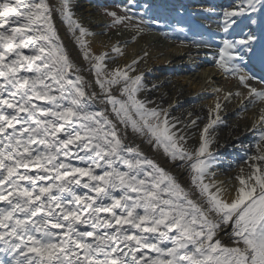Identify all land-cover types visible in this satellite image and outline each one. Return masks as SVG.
Returning a JSON list of instances; mask_svg holds the SVG:
<instances>
[{
    "label": "snow or ice",
    "instance_id": "6c2138e0",
    "mask_svg": "<svg viewBox=\"0 0 264 264\" xmlns=\"http://www.w3.org/2000/svg\"><path fill=\"white\" fill-rule=\"evenodd\" d=\"M57 14L95 71L102 96L87 91L91 82L79 75L82 69L59 36ZM107 14L113 26L137 19L131 7L122 16ZM74 17L71 0H0V202L7 204L0 208V264H264V131L248 171L241 167L232 178L237 184L229 187L211 171L220 160L211 149L214 125L226 124L220 93L224 102L245 96L253 107L264 102V0H242L223 12L225 33L242 20L259 27L222 41L217 67L239 87L214 89L198 147L188 144L184 129L199 127L200 117L181 121L170 116L171 105L149 108L153 101L137 98L147 86L142 73H129L142 57L102 71L106 58H114L91 52L83 37L93 34ZM148 23L139 19L132 27L139 35ZM112 51L124 55L119 42ZM256 63L260 75L250 66ZM114 86L126 98L115 95ZM98 96L117 121L107 106L90 111ZM179 123L184 128L177 129ZM256 123L264 129V107ZM129 128L153 152L187 170L190 184L130 143ZM73 156L84 166L74 165Z\"/></svg>",
    "mask_w": 264,
    "mask_h": 264
},
{
    "label": "bare ground",
    "instance_id": "6f19581e",
    "mask_svg": "<svg viewBox=\"0 0 264 264\" xmlns=\"http://www.w3.org/2000/svg\"><path fill=\"white\" fill-rule=\"evenodd\" d=\"M109 1L71 0L72 11L75 13L74 18L93 34L83 37L87 47L96 55L107 52L110 57L114 58L113 60L106 58L104 63L107 65V68L102 69L104 72H108L115 67L131 64L132 60L142 57V59H139V63L134 66L136 70L129 73L130 76L142 73V83L147 86L146 90L137 93V98L153 101L154 103L147 105L149 108L158 106L163 109H169L171 105L170 116L178 117L181 121L186 122L200 117L197 122L199 127L189 126L184 129L190 137L188 144L198 147L200 144V129L203 128L205 123L209 122V109L214 107V102L216 101L214 89L222 88L225 92L235 91L239 87L237 81L232 78H226L218 69L205 62L204 60L208 61L209 59L204 52L197 50L198 48L184 46L176 42L173 37L169 36L166 29L160 23L152 24L153 31L156 32L155 34L143 32L137 35V32L133 30L129 32H109L107 27L109 24L104 22V15L98 9L99 4H105ZM201 1L204 0H160L159 2L157 0H148V3L150 2L151 5L156 6L153 14L155 15V19H159L158 22H160V19L168 15L163 9L168 10V7H174L175 5L188 10V12H198L200 14L201 7L195 5ZM50 2L55 3L56 0H50ZM241 2L242 0H238L234 3L233 7L239 5ZM204 9L209 12H215L214 8L204 7ZM54 20L59 36L70 52L71 58L82 69L79 75H82L87 81L91 82L92 86L87 91H95L102 96L103 94L99 85L95 83L96 73L94 70H89L91 66L84 59L80 45L70 33L67 24L61 19L59 14L54 17ZM134 36H136V40L132 42ZM117 42H119L120 47L124 51V55L122 56L112 51L113 46ZM125 42H127L126 47ZM145 52L148 53L147 56L144 55ZM24 53L26 55L30 54V49H24ZM210 63L212 64V62ZM28 75H31V73ZM0 82H2V79H0ZM117 87H113V93L120 97ZM243 91L246 92L247 90ZM220 96L221 102L225 103V108L222 110L221 115L226 124L218 123L214 125L217 143H213L211 149L220 157V160L211 171L216 173V180L223 181L227 186L231 187L237 184V181L232 178L239 173L241 167L244 168L245 172L248 171L247 164L250 163L249 157L255 155L257 152L256 144L260 142L261 132L264 129L260 128L256 120L259 116L260 108L264 107V102L258 101L255 107H253L250 102L253 99L252 97L245 96L242 101L241 98H237L231 102H224L222 99L223 92L220 93ZM34 103L47 105L48 102L34 101ZM93 103L94 107L90 111H99L100 108L107 106L109 111L106 114L109 118L113 121L118 120L115 114L111 112V105L100 103L99 96L94 98ZM245 108L247 109L246 111L244 110ZM188 113H192V116L189 117ZM65 127L67 128L68 125ZM182 128H184L183 123L177 124V129ZM175 130L173 129V131ZM209 132L212 133L213 129H210ZM60 135L62 136L63 134L61 133ZM128 139L130 143L139 144L146 154L155 157L164 167L176 172L185 186L190 184L189 172L187 170H179L175 165L170 164L162 152H153L151 147L133 134L130 128L128 129ZM70 147L73 153H75V146ZM80 154L83 155V153ZM70 159L74 165L79 167L84 166L74 156L70 157ZM121 170L126 169L122 166ZM20 171H28L30 174L35 175L38 169H21ZM96 172L101 173L102 170L96 169ZM87 179V177H83L82 183L86 182ZM22 183L27 185V182ZM78 191L88 190L78 189ZM89 194L94 195V193ZM116 194L119 195L120 193L117 192ZM105 203H108V201H105ZM3 207H7L6 202H0V208ZM101 215L108 214L102 213ZM125 227L128 226L125 225ZM221 236L224 237L227 243V237L224 233H221ZM145 251H148L149 256L155 255L150 250Z\"/></svg>",
    "mask_w": 264,
    "mask_h": 264
},
{
    "label": "rangeland",
    "instance_id": "374dc122",
    "mask_svg": "<svg viewBox=\"0 0 264 264\" xmlns=\"http://www.w3.org/2000/svg\"><path fill=\"white\" fill-rule=\"evenodd\" d=\"M160 0H157L159 2ZM131 7L132 11L137 13V19L132 20L131 22H126V24H120V25H112L113 18L109 16L108 12H116L117 15H124V9ZM154 7L153 5L148 3V0H124L122 2H106L105 4H99L98 9L102 15H104L103 19L104 22L108 23L107 25L109 32H118V31H135L132 25L137 23V20L143 19L150 21L151 23L148 24H141V27L145 28L144 32L155 34L156 32L153 31L154 28L152 27V24H157L156 20H153L151 17V8ZM108 20H107V19Z\"/></svg>",
    "mask_w": 264,
    "mask_h": 264
}]
</instances>
